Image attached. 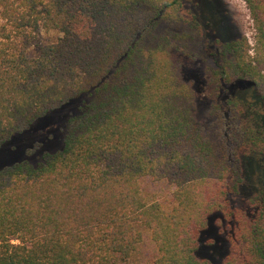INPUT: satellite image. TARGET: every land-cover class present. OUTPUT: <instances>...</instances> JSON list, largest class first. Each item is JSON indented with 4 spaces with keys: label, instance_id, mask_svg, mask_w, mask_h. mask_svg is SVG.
Wrapping results in <instances>:
<instances>
[{
    "label": "trees",
    "instance_id": "trees-1",
    "mask_svg": "<svg viewBox=\"0 0 264 264\" xmlns=\"http://www.w3.org/2000/svg\"><path fill=\"white\" fill-rule=\"evenodd\" d=\"M184 1L0 0V149L88 98L62 149L0 169V264H132L140 228L154 264H214L197 252L216 213L231 246L221 264H264L258 168L248 211L231 202L252 177L248 163H264V0H243L253 56L245 38L200 41L212 64L208 127L193 117L173 36L161 31L184 19ZM237 85L252 89L234 94ZM147 178L172 187L171 197L149 200Z\"/></svg>",
    "mask_w": 264,
    "mask_h": 264
},
{
    "label": "rangeland",
    "instance_id": "rangeland-1",
    "mask_svg": "<svg viewBox=\"0 0 264 264\" xmlns=\"http://www.w3.org/2000/svg\"><path fill=\"white\" fill-rule=\"evenodd\" d=\"M183 20L177 26H163L161 31L167 29L173 36L174 55L176 62L181 66L183 81L192 88L195 103L193 117L198 124L208 127L212 118V100L206 96L209 72L212 67L201 51L202 40L204 43L225 44L231 41L247 39L249 52L253 56L256 47V31L250 11L243 0H185L182 10ZM198 15L207 25L204 30L195 29L192 17ZM201 32V33H200ZM56 37V34H52ZM201 41V42H200ZM200 42V43H199ZM247 88V90L245 89ZM249 91L250 86L237 85L231 88L232 93L241 90ZM249 94V93H248ZM259 97L256 96L255 99ZM87 97L71 101L61 109L54 111L39 120L30 130L14 136L0 149V169L28 160L36 165L42 161L44 153H55L62 149L66 136L69 120L78 116ZM264 114V99L258 101ZM33 153L28 155V150ZM248 174L251 179L241 185L237 194L231 197L232 205L240 210H247L248 201L253 196L254 188L251 180L255 176V168L264 180V163L251 160ZM253 182V180H252ZM142 187L149 200H162L171 197L174 190L164 182H156L151 178L142 181ZM248 211V210H247ZM222 215L216 213L209 219V226L200 237V247L197 255L201 259L211 260L214 264H221L231 253L230 242L227 237L228 223H221ZM143 241L133 256L132 264H154L157 250L149 233L140 228Z\"/></svg>",
    "mask_w": 264,
    "mask_h": 264
}]
</instances>
